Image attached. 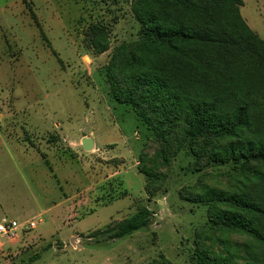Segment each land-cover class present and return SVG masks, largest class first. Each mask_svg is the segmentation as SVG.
<instances>
[{
  "label": "rangeland",
  "instance_id": "rangeland-1",
  "mask_svg": "<svg viewBox=\"0 0 264 264\" xmlns=\"http://www.w3.org/2000/svg\"><path fill=\"white\" fill-rule=\"evenodd\" d=\"M244 2L264 38V0ZM136 3L0 0V223L23 227L0 236V264H264V243L209 220L212 207L237 212L223 194L264 210V159L236 165L233 139L193 140L179 108L152 97L158 48ZM141 207L149 228L89 238ZM237 213L264 236V214Z\"/></svg>",
  "mask_w": 264,
  "mask_h": 264
},
{
  "label": "trees",
  "instance_id": "trees-1",
  "mask_svg": "<svg viewBox=\"0 0 264 264\" xmlns=\"http://www.w3.org/2000/svg\"><path fill=\"white\" fill-rule=\"evenodd\" d=\"M243 6V0H137L135 4L141 34L158 48L155 74L151 69L145 73L152 97L179 108L193 140L215 132L233 139L224 156L241 166L264 159V142H258L264 141V38L244 20ZM87 37L100 53L106 51L98 27ZM203 199L195 197L193 203ZM222 199L237 212L264 214L241 196L223 194ZM237 212L212 207L209 220L224 222L264 243L263 234ZM153 218L148 207H141L130 219L89 238L102 234L107 241H116L149 228ZM197 264L211 263L207 256L197 255Z\"/></svg>",
  "mask_w": 264,
  "mask_h": 264
},
{
  "label": "built area",
  "instance_id": "built-area-1",
  "mask_svg": "<svg viewBox=\"0 0 264 264\" xmlns=\"http://www.w3.org/2000/svg\"><path fill=\"white\" fill-rule=\"evenodd\" d=\"M32 226H34V224H32ZM19 229L22 230L23 227L16 221L4 220L0 223V236L14 235Z\"/></svg>",
  "mask_w": 264,
  "mask_h": 264
},
{
  "label": "water",
  "instance_id": "water-1",
  "mask_svg": "<svg viewBox=\"0 0 264 264\" xmlns=\"http://www.w3.org/2000/svg\"><path fill=\"white\" fill-rule=\"evenodd\" d=\"M89 145H90L89 142H85V148L86 149H89Z\"/></svg>",
  "mask_w": 264,
  "mask_h": 264
},
{
  "label": "crops",
  "instance_id": "crops-1",
  "mask_svg": "<svg viewBox=\"0 0 264 264\" xmlns=\"http://www.w3.org/2000/svg\"><path fill=\"white\" fill-rule=\"evenodd\" d=\"M244 1V0H243ZM245 4V2H244ZM263 8H264V5H263ZM264 14V13H263ZM264 17V16H263ZM245 20V19H244ZM246 21V20H245ZM247 23V22H246ZM248 24V23H247ZM249 26V25H248ZM250 27V26H249ZM251 28V27H250ZM252 29V28H251ZM253 30V29H252ZM254 32H256L255 30H253ZM257 33V32H256ZM258 34V33H257ZM259 35V34H258ZM260 36V35H259ZM261 37V36H260ZM263 38V37H262Z\"/></svg>",
  "mask_w": 264,
  "mask_h": 264
}]
</instances>
